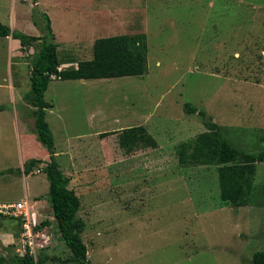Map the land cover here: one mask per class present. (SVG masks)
Returning <instances> with one entry per match:
<instances>
[{"label":"rangeland","instance_id":"rangeland-1","mask_svg":"<svg viewBox=\"0 0 264 264\" xmlns=\"http://www.w3.org/2000/svg\"><path fill=\"white\" fill-rule=\"evenodd\" d=\"M44 14L58 59L69 64L60 69L91 60L99 38L143 34L147 45L142 76L85 85L52 79L44 94L91 264H252V255L264 252V162L256 164L250 204L231 208L219 199L217 167L180 165L176 151L206 130L199 112L237 149H262L264 0H0V23L29 36L44 34ZM33 55L31 48L14 57L0 38V203L37 201L56 235L40 255L48 257L44 264H64L69 250L43 172L48 153L24 99ZM95 116L106 122L95 128ZM95 129L108 134L97 140ZM126 134L127 143L140 146L149 135L157 146L125 152L119 145ZM31 158L44 163L25 176ZM11 220L0 216V231L12 225L18 232ZM15 238L0 251L9 260L18 256Z\"/></svg>","mask_w":264,"mask_h":264},{"label":"trees","instance_id":"trees-1","mask_svg":"<svg viewBox=\"0 0 264 264\" xmlns=\"http://www.w3.org/2000/svg\"><path fill=\"white\" fill-rule=\"evenodd\" d=\"M44 20V34L38 37L12 31L8 26L0 23V38L11 36L19 41L21 50L33 49L29 90L24 99L32 108L36 138L48 153V162L43 168L48 178V200L58 236L69 250V256L63 263L91 264L87 257V246L82 240L85 223L77 218L80 209L79 198L75 191L68 187L70 178L61 171L56 160L53 134L46 121V109L51 105L45 101L44 94L52 79L75 81L142 76L147 69V45L143 34L99 38L93 42L91 60L78 62L76 67L60 69L62 63L58 59V44L55 42L50 20L45 14ZM185 110L188 113H196V109L190 105H185ZM198 115L203 119L206 130L191 142L181 143L178 146L176 151L178 163L217 167L221 203L231 208L247 207L251 202L256 164L264 162V144L257 154L243 152L232 145L222 134V128L214 123L212 118L206 117L202 112ZM126 135L119 145V147L124 145L125 152L134 151L136 147L157 146L152 143L149 135L144 137L140 146L130 140L127 143L130 137ZM43 163L41 159H28L23 164L22 172L27 176L35 167ZM43 225L48 226L49 222L44 220ZM47 260V256L40 255L37 264H44ZM251 263L264 264V252L254 253ZM0 264L34 263L27 256H16L11 260L0 256Z\"/></svg>","mask_w":264,"mask_h":264},{"label":"built area","instance_id":"built-area-1","mask_svg":"<svg viewBox=\"0 0 264 264\" xmlns=\"http://www.w3.org/2000/svg\"><path fill=\"white\" fill-rule=\"evenodd\" d=\"M37 170L36 173H39ZM0 216L10 218L19 226V242L15 248L16 255L27 256L37 264L42 252L53 247L55 232L52 225H43L44 220L38 213L36 201L27 197L17 202L0 203Z\"/></svg>","mask_w":264,"mask_h":264},{"label":"crops","instance_id":"crops-1","mask_svg":"<svg viewBox=\"0 0 264 264\" xmlns=\"http://www.w3.org/2000/svg\"><path fill=\"white\" fill-rule=\"evenodd\" d=\"M15 17V15L13 16V18L11 19V22H12V24L13 25H17V21H16V17ZM19 29H20V27H18ZM12 31H14V29H12V28H10ZM17 31V30H16ZM18 32H20L19 30H18ZM21 33H23V32H21ZM4 39V41H6L7 43H8V50L9 49H12V47H13V49H14V52H15V56L14 57H18V55H19V51L21 50V47H20V44H19V41L18 40H14L11 36L10 37H6V38H3ZM14 46H15V48H14ZM67 65H69V64H63V65H61L60 66V68L61 67H64V66H67ZM74 66L76 67V64H74ZM115 79V78H114ZM107 80V79H106ZM87 81H96V80H81L80 81V84L81 85H85V83H87ZM31 112H32V110H31ZM94 122H96L97 123V125L95 126V128H97V126L98 125H100V124H102V123H104V122H106V120H103L102 118H97L96 116L95 117H93V119H92ZM33 122H34V120H33ZM129 127H133L132 125H129L128 126V128ZM94 134H93V136H92V138H95V139H97V140H100V138L102 139V135H104L105 133H107L108 134V132L106 131L105 133L104 132H101V131H99V130H97V129H95L94 130ZM81 139H83V138H81ZM88 140H90V139H88ZM54 151H55V148H54ZM55 156H57V153H56V151H55ZM37 202V201H36ZM42 211V210H41ZM43 212V211H42ZM41 212V213H42ZM40 213V215H41V217H42V214ZM11 221H13V220H11ZM15 222V221H14ZM17 223V222H16ZM13 226L12 225H9V226H7V229H5V230H2V231H0V251L1 252H3V250H4V247L5 248H7V247H9V245L11 246V245H13V244H15V236L17 235L18 236V238H19V227L17 228L18 229V232H16L15 234H13L12 232H11V228H12ZM17 229L15 228V230L17 231ZM18 240V239H17ZM18 242H19V240H18ZM0 256H3V257H6L4 254H1Z\"/></svg>","mask_w":264,"mask_h":264}]
</instances>
